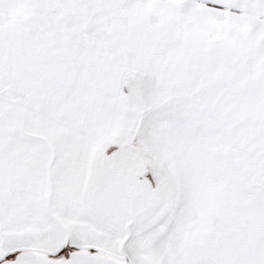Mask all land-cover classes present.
<instances>
[{"label":"snow or ice","instance_id":"1","mask_svg":"<svg viewBox=\"0 0 264 264\" xmlns=\"http://www.w3.org/2000/svg\"><path fill=\"white\" fill-rule=\"evenodd\" d=\"M0 264H264V0H0Z\"/></svg>","mask_w":264,"mask_h":264}]
</instances>
